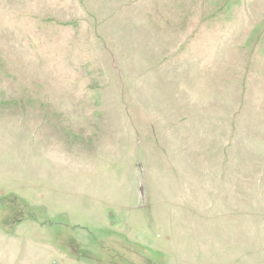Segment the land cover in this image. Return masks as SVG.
Returning <instances> with one entry per match:
<instances>
[{"label": "rangeland", "instance_id": "1", "mask_svg": "<svg viewBox=\"0 0 264 264\" xmlns=\"http://www.w3.org/2000/svg\"><path fill=\"white\" fill-rule=\"evenodd\" d=\"M178 2L0 0V264H264V0Z\"/></svg>", "mask_w": 264, "mask_h": 264}, {"label": "bare ground", "instance_id": "2", "mask_svg": "<svg viewBox=\"0 0 264 264\" xmlns=\"http://www.w3.org/2000/svg\"><path fill=\"white\" fill-rule=\"evenodd\" d=\"M152 3H153V0H152ZM186 3L187 2H185V3L180 2L179 3L178 0H174V4H169V5H167V7L165 9H163V12H161V13L163 14V19L166 21V24L173 22L176 25H178L177 27L181 26V24H182L181 22H183V20H184V16H183L184 15V10H183L184 4H186ZM190 4H192V3H190ZM187 5H189V3H187ZM182 12H183V14H181ZM159 18H162V16L160 15ZM166 27H164L163 29H167ZM171 28H173V27H171ZM144 30H143V32H144ZM146 31H147V29H146ZM145 34H147V32H145ZM154 34L157 36L168 38V34H165L164 32H161V31L155 32ZM166 38H164V40H166ZM143 40H144L143 37L141 38V40L138 39V41L139 42L141 41L142 43H143ZM146 43H147V41H146ZM203 79L205 80V78H203Z\"/></svg>", "mask_w": 264, "mask_h": 264}]
</instances>
